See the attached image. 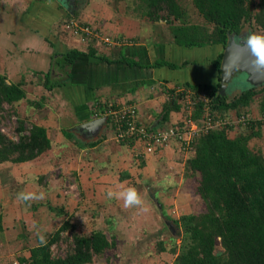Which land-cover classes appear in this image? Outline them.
Masks as SVG:
<instances>
[{
  "label": "trees",
  "instance_id": "trees-1",
  "mask_svg": "<svg viewBox=\"0 0 264 264\" xmlns=\"http://www.w3.org/2000/svg\"><path fill=\"white\" fill-rule=\"evenodd\" d=\"M131 1L141 3V16L150 21L162 20L168 25L178 22L172 27L173 38L184 48L213 45L224 48L229 34L239 35L243 26L250 23H254L264 35V0H192L189 6L192 5L199 17L195 16V22L184 21L185 11L176 0ZM87 41L88 51L84 54L95 56V39L90 37ZM81 54L73 49L58 57L64 64L71 65ZM222 56L223 51L213 63L218 73L217 83L185 84L181 88L182 94L176 95L174 87L168 90L169 98L166 95L161 108L160 125L165 128L173 124L170 123L173 112L180 116L185 114L186 91H190V117L197 125L201 123L205 106L211 114L234 118L244 116L249 121L246 127L238 129L209 130L191 144L192 151L185 159L184 154H178L183 176L193 179V195L199 197L203 208L198 213L173 219L180 239L178 245L173 243L170 249H166L163 242L157 243L160 252L173 256L171 264H264V152L250 145L252 140L261 137L263 120L254 119L251 106L258 98V116L264 117V87L249 89L233 98L223 96L219 92ZM121 60L130 64L126 59ZM165 65L169 66L164 61L155 64L157 67ZM48 78L46 75V80ZM202 94L207 103L203 100L195 102ZM25 97L21 85L7 82V78L0 75V110L6 104L13 114L16 113L17 104ZM2 117L0 115V124ZM15 133L17 141L0 130V164L29 163L52 148V141L43 126L32 125L26 129L24 121L19 120ZM99 141L88 146L94 147ZM116 143L129 149L131 156L136 150L134 142ZM119 178L123 181L131 179V175L127 170L120 171ZM160 206L163 209V205ZM48 207L57 216L63 215L62 208ZM60 244L65 245L64 253L53 254L52 246L59 247ZM116 245L112 233L109 239L99 231L83 235L70 220H64L56 231L49 233L43 241L40 239L39 244L29 250L28 257L19 261L26 264H91L94 258L101 257Z\"/></svg>",
  "mask_w": 264,
  "mask_h": 264
},
{
  "label": "rangeland",
  "instance_id": "rangeland-1",
  "mask_svg": "<svg viewBox=\"0 0 264 264\" xmlns=\"http://www.w3.org/2000/svg\"><path fill=\"white\" fill-rule=\"evenodd\" d=\"M34 1L39 4L37 6L39 8L38 12L32 8V5L31 7L28 6L30 5L29 3H33ZM53 1H57V4H53L55 16H62L63 12V17L71 18L72 14L77 12L76 16L81 20L84 16L91 14L88 15L91 23H86V26L98 29L103 38L109 37L112 40L116 36V33H114L116 25L122 24L120 26L121 29L130 28V26L133 28L124 32L126 35L129 32H133V34L137 33V35L141 34L142 37L147 38L148 44H146L151 45L157 34V30L161 32L159 33L160 36L173 37L172 27L178 24L176 22L173 25L160 26L153 23V21L150 23L144 21L147 18L141 16L143 8L139 1L132 3L131 0H67V7H62L65 3L61 0ZM176 1L185 11L184 21L195 22V18H199L192 5L189 6L192 0ZM42 3H46V5ZM47 5H50V1L0 0V49L4 45L7 46V37L10 31L16 32L19 36L23 34V29L15 27V21L18 18L22 20L23 14L30 10L29 7L34 9L33 13L36 14L39 25L42 23L47 26L49 21L47 17H53V12H51V9ZM62 20L60 19L55 24H52L50 28L52 27L55 33L60 34V36L62 34L69 35V31L65 25L67 22L73 20L64 21L65 23ZM200 20L202 22V19ZM78 21L74 20L73 22L79 24L81 21ZM95 21H97V24H95ZM145 32H149L150 35L145 36ZM251 34L263 35L254 23H250L243 26L237 40L244 42ZM131 44L133 43L131 42L128 45ZM119 45L121 47L128 46L126 44ZM176 46L179 49V45L176 44ZM115 47L118 48L120 46H113L111 48L114 49ZM182 49L185 53L187 52L186 48ZM218 49L219 46L214 45L203 50L200 48L198 51L204 54L208 52L207 54L210 56L211 52L215 53ZM195 51V49L190 50L189 55H194ZM61 70L60 67L58 69L54 68L50 73L53 72V75L56 74L58 76L63 71ZM1 71L3 72V69ZM6 72L10 74L11 71L6 70ZM184 72L185 69L182 73ZM194 73L192 71L189 75L194 76ZM200 75L204 74L200 73ZM28 79L24 80L26 84L22 86L23 89H26V97L17 104L16 113L14 112L13 114L12 109L6 104L1 106L0 115L3 116V119L0 124V130L11 139L17 141L18 137L15 133V128L19 120L24 121L26 129H29L32 125H47L50 132L49 137L52 141V148L36 158L39 165L48 169L47 171H38L41 175H38V180L37 177L34 179L36 184L31 181H28L30 183L28 185L23 184L27 178H33L30 176L35 173L31 171L33 167L27 169L26 172H22L23 165H0V196L8 194L11 196L12 193L17 195L18 192H23L24 190H27L28 193H32V191L34 193L37 189L43 190L45 193L43 199H34L28 202L18 201L19 206H17L19 207V211L17 208V210L6 211V216L0 214L4 220L5 217L12 220L14 218L17 220L21 219V223L18 225L10 223L8 231L18 234L19 229H21L26 235L25 228L28 230L36 228L33 219V215H36L38 218V220L36 219V223H38L39 228L35 234L39 236L44 234L42 236L44 239L49 232H54L62 224V221L70 220L83 235L89 234L92 231H99L108 239L111 233L115 236L116 247L107 251L101 257L94 258L91 264H171L173 256L160 252L157 243L163 242L166 249H170L173 243L178 245L180 239L177 238L176 228L172 222L173 219H178L188 213H198L203 208L199 197L193 195V179H185L182 166L177 163L171 164V166H162V164L155 166L156 162H148L146 164L147 156L145 157L146 159L143 157L142 159L136 158L132 162L129 160L131 167H129V164H124L120 167L114 160L116 157L119 158L120 154H116L115 152V157H113V144L116 140L113 138V132H110V129L105 144L89 147V144L93 141L97 142L101 140V136L106 134L104 125L93 130L81 129L79 125L76 128H69L67 124H56L58 127H55V121H49L50 117H52L49 112L53 109L52 113L57 115L60 109L61 111L63 110L64 106L63 108H59V106L56 108L51 102L46 101L45 103L44 97H42L44 92L49 97L51 95L40 85L37 86L27 82L30 81ZM203 80L206 81V79ZM263 84L254 86V89H260ZM234 93L236 94L238 91L236 90ZM257 101L258 98H256V101L251 106V115L255 119H261L258 116ZM69 117L72 119L73 115L70 114ZM47 121L53 124L50 125ZM66 121L69 122V120ZM260 129L261 137L252 140L250 145L264 152V120ZM76 135L80 138V142H78L79 139ZM175 152H177L175 155V159H177L179 152L177 149ZM183 157L185 159L186 155ZM125 167L129 168L128 172L132 174L133 178L122 181L119 178V172ZM45 177L48 180L44 179ZM44 180L49 184L47 187L40 184ZM173 184L175 185L174 187L172 186ZM121 185L124 188L135 187L144 199L149 211L141 213L137 208H125L123 200L109 199L107 196L108 191H120L122 190ZM51 190L57 192L60 196H56L57 194L55 193L52 199H48V194ZM2 197H0V203H2ZM10 199L12 201L14 197ZM7 201L8 198H6ZM49 204L62 208L63 215L57 216L54 211L50 210V212L48 210ZM160 205H163V209ZM24 212L28 213L26 219L23 216ZM13 225L14 228H12ZM31 235L32 238L29 239L30 243H26L28 248L35 243L34 234L32 233ZM173 237L174 240L172 241ZM64 249V244H60L59 247L52 246L53 254L62 255Z\"/></svg>",
  "mask_w": 264,
  "mask_h": 264
},
{
  "label": "crops",
  "instance_id": "crops-1",
  "mask_svg": "<svg viewBox=\"0 0 264 264\" xmlns=\"http://www.w3.org/2000/svg\"><path fill=\"white\" fill-rule=\"evenodd\" d=\"M45 1H50V5L47 6H49L51 12H53V17H47L49 18L47 26L42 23L39 25L38 18L36 14L33 13L34 9L36 12L39 11V8L37 7L39 4L35 3L36 1L29 3L30 5L28 6L31 7L32 5V8L34 9L29 7L30 10L28 9L29 11L23 14L22 20L24 22L19 18L15 21V27L23 29V34L19 36L16 32H9L7 37V46L4 45V47H1L0 49V75L7 77L9 82L21 86H24L26 84V81L24 80L29 78L30 81L27 82L37 86L40 85L48 91L49 95H51L49 97L47 96V93L44 92L42 97H44L45 103L46 101L51 102L56 108L58 106L59 108H63L64 106L63 110L61 111L60 109L57 115L52 113L53 109L49 112L52 115L49 121H55V127H58L56 124H67L69 128H76L77 125L95 121V117L92 112V105L94 103L105 104L106 102H113L117 106L135 104L138 109L139 118L144 124L153 125L155 122H158L160 126L161 120L159 119L162 117L160 115L161 108L163 102L166 100V95L168 96V90L175 87L176 92L177 89L184 88L183 85L185 84L211 85L215 84L218 80V73L215 70L213 63L217 56L224 51L220 45H217L219 46V49L215 51V53L211 52L210 56H208V52H205V54L199 52L198 49L200 48H186L185 50L187 52L185 53L182 49L184 47L180 48L179 46V49H177L178 47L174 43V38L172 36L166 37L161 35L162 38H160L161 36L159 33L161 32L157 29V34L154 37L152 44L147 45V38L142 37L141 34H133V32H129V34L126 35L124 32L133 28L130 26V28L121 29V24L116 25L115 27V38L117 41L126 40V45L131 42L133 44L122 47L119 44H115L114 46L120 47H115L113 49L111 48L113 45H104L101 40L94 38L95 42H93V45L96 49L95 56H88L84 54L88 51V41L82 42L79 38L74 37L69 33V35L62 34L60 36V34L55 33L54 29L52 27L50 28V26L55 24L60 19H63V22H67L69 20H79L81 21H78L79 24L91 23L90 19H88V15L91 14L84 16L81 20L76 16L77 12L73 13L71 18L63 17V12L62 16H55L53 4H57V1ZM42 4L46 5V3ZM144 21L149 23L152 22L148 18L146 20L144 19ZM153 23L160 26L167 25L165 21L162 20L154 21ZM95 24H97V21H95ZM99 28L102 30L101 27ZM144 34L145 36L150 35L149 32H145ZM11 37H14L12 38L13 40ZM208 47L209 46L202 47L201 49L203 50ZM73 49L79 50L82 54L73 62V64H64V62L61 61V57H58V55L65 54L67 51ZM192 49H195L196 51L194 55H189V51ZM1 50H3V52H1ZM103 58L108 59L111 62H107ZM121 59H126L130 62V64L123 62ZM159 61H164L168 63L169 66H155V64ZM58 67L63 70H61L62 72L58 76L56 74L53 75V72L50 73L52 69H58ZM1 69H3V72ZM184 69L185 72L182 73ZM6 70L11 71L10 74L9 72L5 73ZM192 71L195 72L194 76L189 75ZM200 73H203L204 75H200ZM46 75H49L48 80H46ZM202 79H206V81H202ZM47 83L49 86H44ZM165 89L166 94L164 93ZM24 91H26V89ZM70 114L73 115L72 119L69 117ZM180 117L181 116L177 112H173L171 114L170 123L179 120ZM66 120H69V122ZM52 122L48 123L52 125ZM74 123H76V125H74ZM103 125L105 126L107 135H102V139L100 141L98 140L99 143H97L96 146L105 144L109 135V129L110 132H112V128L109 124L103 123L100 127ZM42 126L47 130L49 137L50 132L48 126ZM76 137L78 138L77 135ZM78 139V142H80V138ZM114 144L112 152L113 157H115V152L116 154H120L119 158L116 157L114 159L117 165L122 167L124 164H129V167H131V163L129 162H132L133 158L130 150L116 142H114ZM175 145L171 143L160 152L147 156L145 163L156 162L155 166H157V164H162V166H171V164L177 163L182 166V164L178 162L179 157L175 159V155L177 154V152H175ZM6 164L9 165L10 163ZM6 164L0 165L6 166ZM20 165H23L21 169L22 172H26L30 167H33L31 171L35 172L30 175L33 178H27V180L23 182L25 185L30 184L28 181L36 184L34 179L37 177L38 180V175H41L38 171L48 170L47 168H43L39 165L37 159ZM128 169V167H125L122 170L129 171ZM130 175L131 178H133L132 174ZM44 179H47V177ZM40 184L45 187L49 185L46 183V180L42 181ZM172 186L174 187L175 185L173 184ZM38 187L40 186L38 185ZM40 191L43 192V190L37 189L34 193L39 195V193H41ZM21 192L22 191L18 193ZM23 192L28 193L27 190H24ZM55 193L57 194L56 196H60L57 192L51 190L49 191L48 199H52V196H55ZM2 196L3 195L0 197ZM12 197H14V199L11 201L10 198ZM6 198H8V203L6 202ZM1 199V215L6 216V211L13 209L17 210V208L19 211L16 194L12 193L11 196H9V194L4 195ZM48 210L50 211V209ZM27 214L28 213L26 212L23 213L25 219ZM33 219L35 221L36 228L29 230L25 228L27 232L25 235L21 229H19L18 234L15 232L10 233V231H8L10 228L8 225L10 223L18 225L21 223V219L17 220L14 218V220H12L5 217L4 220L0 216V264H13V262L19 261L23 257H28L29 250L39 244V241L44 234L41 236L35 234L39 228L38 223H36V219L38 220V218L36 215H33ZM12 228H14V225ZM58 228L59 227H57L56 230ZM32 233L34 234L33 238L35 243L32 245L29 244L30 246L28 248L26 243L29 242L30 238H32ZM22 241H24V243H22Z\"/></svg>",
  "mask_w": 264,
  "mask_h": 264
},
{
  "label": "built area",
  "instance_id": "built-area-1",
  "mask_svg": "<svg viewBox=\"0 0 264 264\" xmlns=\"http://www.w3.org/2000/svg\"><path fill=\"white\" fill-rule=\"evenodd\" d=\"M65 27L68 29L70 35L79 38L82 42H87L88 38L92 37L101 40L104 45L127 44L126 40L117 41L109 37L103 38L98 30L92 29L86 26V24H76L73 21H69ZM182 91L181 89H177L174 95L178 93L182 94ZM167 98H169V95ZM198 100H203L204 103H207L204 94L199 95L195 102ZM184 110L185 114H181L180 122L177 120L165 128H162L161 125L158 128H152V125H146L141 121L135 104L117 106L113 102H106L105 104L94 103L92 105L95 120L104 119L105 123L111 126L113 138L116 142H134L133 145L136 150L133 156L137 159L156 154L162 147L168 146L171 143L177 145L179 153L186 155L187 153H191V144H193L199 135L212 129L227 127L238 129L246 127L249 123L244 116L234 118L211 114L205 106V113L202 116L201 123L197 125L190 117L192 112L190 91H186ZM261 120H264V117ZM13 264L26 263L15 261Z\"/></svg>",
  "mask_w": 264,
  "mask_h": 264
},
{
  "label": "water",
  "instance_id": "water-1",
  "mask_svg": "<svg viewBox=\"0 0 264 264\" xmlns=\"http://www.w3.org/2000/svg\"><path fill=\"white\" fill-rule=\"evenodd\" d=\"M235 72L247 74L248 81L255 84L264 83V69L258 70L253 64V57L246 47L244 42L237 41V36L233 34L228 35L227 44L224 47L221 73H220V89L222 91L226 88L227 83ZM160 117L159 120H161ZM105 123L104 119H97L79 125L81 129L93 130ZM158 128L159 123L155 122L152 128Z\"/></svg>",
  "mask_w": 264,
  "mask_h": 264
},
{
  "label": "clouds",
  "instance_id": "clouds-1",
  "mask_svg": "<svg viewBox=\"0 0 264 264\" xmlns=\"http://www.w3.org/2000/svg\"><path fill=\"white\" fill-rule=\"evenodd\" d=\"M244 43L253 57L254 66L258 70L264 69V35L251 34L245 39ZM120 187L122 189L120 191L109 190L107 193L108 198L123 200L125 208H137L141 213L149 211L144 199L135 187L124 188L123 185ZM44 195L43 192L39 193V195L21 192L17 194V200L28 202L34 199H43ZM41 240L43 241V237H41Z\"/></svg>",
  "mask_w": 264,
  "mask_h": 264
},
{
  "label": "flooded vegetation",
  "instance_id": "flooded-vegetation-1",
  "mask_svg": "<svg viewBox=\"0 0 264 264\" xmlns=\"http://www.w3.org/2000/svg\"><path fill=\"white\" fill-rule=\"evenodd\" d=\"M65 4L62 7H67L68 6V1L67 0H61ZM171 20V19H170ZM241 33V32H240ZM239 35H237L238 38ZM238 41V40H237ZM224 49V48H223ZM256 85H261V84H255L251 83L248 81V76L247 74L241 73V72H235L229 82L226 85V88L222 91H219L223 96L227 95L229 98H233L245 91H248L249 89H254V86ZM264 84L260 87L263 88ZM220 89V88H219ZM258 89V90H260ZM238 91V93H234L235 91Z\"/></svg>",
  "mask_w": 264,
  "mask_h": 264
}]
</instances>
